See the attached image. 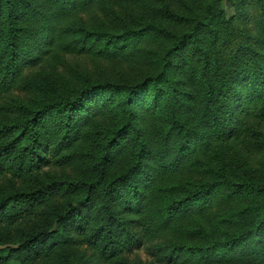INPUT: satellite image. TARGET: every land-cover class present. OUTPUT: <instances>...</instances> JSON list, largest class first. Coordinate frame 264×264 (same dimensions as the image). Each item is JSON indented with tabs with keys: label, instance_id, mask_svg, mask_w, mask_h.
I'll return each instance as SVG.
<instances>
[{
	"label": "trees",
	"instance_id": "trees-1",
	"mask_svg": "<svg viewBox=\"0 0 264 264\" xmlns=\"http://www.w3.org/2000/svg\"><path fill=\"white\" fill-rule=\"evenodd\" d=\"M104 1L0 0V264H144L139 252L149 255L146 264H219L221 255L231 259L247 240L264 264V179L242 184L255 197L242 214L247 221L236 222L242 235L212 244L208 235L184 225L207 205L235 201L233 194L214 197L216 190L231 187L228 168L210 165V179L169 189L162 185L164 170L155 171L170 154H175L171 165L198 163L200 145L208 144L209 133L202 130L223 129L237 115L231 105H244L245 92L254 91L239 131L264 113V54L253 48L249 72L232 67L227 75L239 76V82L256 74L248 91L233 82L215 83L207 60L201 72L207 97L195 98L193 106L206 120L192 130L182 98L168 108L171 73L188 61H182L186 48L205 58L201 34L220 43L214 27L225 0H213L197 17L180 16L161 0L162 19L189 26L183 33L161 21L136 29L127 18L120 33L99 29L92 20L105 19ZM154 37L167 44L162 52ZM81 56L143 62L152 70L140 74L145 81L138 85L95 84L91 72L74 80L61 76L60 90L58 83L41 85L49 69ZM151 89L155 94H145ZM40 93L35 108L26 104L25 97ZM163 101L167 113L159 110ZM109 115L119 124L98 140L89 137L94 119ZM141 122L150 125L144 129ZM195 136L201 143L193 145ZM118 162L127 163L120 173ZM167 191L181 196L167 201ZM189 235L200 244H189Z\"/></svg>",
	"mask_w": 264,
	"mask_h": 264
},
{
	"label": "rangeland",
	"instance_id": "rangeland-1",
	"mask_svg": "<svg viewBox=\"0 0 264 264\" xmlns=\"http://www.w3.org/2000/svg\"><path fill=\"white\" fill-rule=\"evenodd\" d=\"M168 2L170 9L180 16H201L206 12L207 6L213 0H163ZM163 1L161 0H106L103 3L100 11L103 13L104 20L93 19L92 24L100 26L99 29L109 28L114 33H120L125 28L122 20L128 19V23L133 28H141L147 25L150 21H161L165 23L172 31L183 33L189 29L187 25H180L170 19H162ZM216 33L220 38V43L213 45V39L205 34L200 35V43L204 48L205 58L197 53L196 49H185L183 59H188L179 67H176L171 76L174 82L169 86L171 100L168 99V108L170 101L182 100L185 105H182L183 113L186 119H190L188 125L193 130L194 126L201 125L204 120H200L193 112L194 99L207 97L206 79L202 77V70L209 63L208 76L212 77L215 83H234L239 88L251 89L255 83L257 75H246L241 81H237L239 76H227L232 67L234 69L249 72L251 60L249 54L254 48L255 50L264 54V0H225L224 12L215 25ZM155 38V37H154ZM156 39V38H155ZM157 40V51H163L167 44L161 40ZM168 43V48L170 47ZM190 61V62H189ZM191 64V67L189 66ZM143 62L130 63L120 59L92 57H76L71 58L64 66H57L56 70L49 69L44 76L41 85H54L58 83V90L63 85L61 76L66 75L71 80H74L81 74L87 75L93 73L92 81L95 84L101 83H116L125 84L137 83L142 84L145 80L141 77L144 71L149 70ZM152 70V68H151ZM146 74V73H144ZM128 84V85H130ZM150 86H153L150 85ZM253 92H245L243 95L244 105H231L237 109V115L234 119L228 121L223 129H216L209 126L202 130L209 133L206 137L208 143L204 148L200 145L198 156L200 160L194 163L191 167L180 166L172 164V159L175 154L165 156V158L158 162L155 171L163 169L162 185L169 188H178L193 183L210 179L206 173L210 165L216 168L226 166L228 168V176L232 180L231 187H223L214 193V197L219 198L227 194H233L234 202L223 203L221 206L207 205L202 214H195L188 222L185 223L187 229L204 233L202 236L208 235V241L212 244L227 243L233 241L242 235V226L236 222L247 221L243 212L252 207L254 204V195H248L243 187V183H252L254 180L264 179V113L258 118H252L248 123L249 127L242 133L239 131L241 120L246 115V103L253 96ZM155 94V90H147L146 93ZM41 93L37 97H25L26 104L35 105L36 100H39ZM193 96V99L191 100ZM150 102V98L146 100ZM91 103H95L91 101ZM179 106V103L177 102ZM34 106L33 108H35ZM201 110V105L197 107ZM159 110L166 112V102L163 101ZM170 110V109H169ZM167 113V112H166ZM159 113L157 112L156 115ZM180 118V116H179ZM183 119V118H182ZM93 125L89 129V137L98 140L101 132L116 127L120 121L115 116H108L103 119H94ZM185 120V119H184ZM144 129L150 124L139 123ZM239 126L237 127L236 125ZM147 125V126H146ZM237 127V128H236ZM233 130V133L230 132ZM219 132L223 136L220 140ZM262 136H258V134ZM193 145L201 143V138L195 136ZM160 151L164 150L159 143L156 144ZM195 150L196 147L192 146ZM126 162H118L115 171L120 173L126 167ZM178 167V168H177ZM178 169V170H177ZM205 173H202V172ZM168 198H179L181 192L167 191ZM254 228V227H251ZM189 244L195 245L198 239H193L192 236L186 238ZM138 256L146 264L150 261L149 255L146 252H139ZM222 261L219 264H262V255L254 251L251 240L238 245L237 251L233 254L231 259H227L221 255Z\"/></svg>",
	"mask_w": 264,
	"mask_h": 264
}]
</instances>
